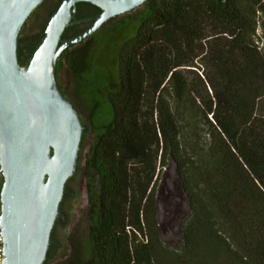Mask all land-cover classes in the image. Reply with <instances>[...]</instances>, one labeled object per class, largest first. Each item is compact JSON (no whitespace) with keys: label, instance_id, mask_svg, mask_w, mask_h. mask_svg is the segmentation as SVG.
Returning <instances> with one entry per match:
<instances>
[{"label":"trees","instance_id":"1","mask_svg":"<svg viewBox=\"0 0 264 264\" xmlns=\"http://www.w3.org/2000/svg\"><path fill=\"white\" fill-rule=\"evenodd\" d=\"M127 19L135 31L117 52L112 121L87 156L98 180L87 255L58 264H264V0H148ZM44 37L20 34L21 66ZM90 37L57 70L75 79L91 119ZM170 161L190 204L179 250L162 244L156 213ZM56 250L53 241L43 264Z\"/></svg>","mask_w":264,"mask_h":264},{"label":"water","instance_id":"2","mask_svg":"<svg viewBox=\"0 0 264 264\" xmlns=\"http://www.w3.org/2000/svg\"><path fill=\"white\" fill-rule=\"evenodd\" d=\"M148 0H62L27 67L19 63L22 28L44 0H0V227L3 264H43L66 184L74 175L83 135L77 110L57 82V62L118 16L144 8ZM102 12L75 19L77 4ZM114 18V19H113ZM93 24L62 40L67 27Z\"/></svg>","mask_w":264,"mask_h":264},{"label":"rangeland","instance_id":"3","mask_svg":"<svg viewBox=\"0 0 264 264\" xmlns=\"http://www.w3.org/2000/svg\"><path fill=\"white\" fill-rule=\"evenodd\" d=\"M135 12L118 16L90 37L98 51L93 58L94 66L88 75L85 92L92 98V106L98 105L94 117L90 119V110L79 98V85L70 72L64 69L59 75V83L84 125L85 136L81 141L77 169L67 182L66 194L68 196L61 205L65 221L59 222L54 230L53 236L57 243L55 264L62 263L74 255L80 258L87 255L90 230L93 224L89 209L90 180L94 187H98L97 176L88 170L87 156L95 134L102 133L112 121L108 93L118 80L116 63L118 49L134 34L133 25L127 18ZM123 19L122 23H118ZM36 33H38L37 27L30 20L22 32V37ZM258 33L260 34V28H258ZM196 72L201 76L202 71L196 70ZM198 133L197 135H201L202 138V132L198 131ZM156 213L162 244L170 250H179L182 246V228L190 214V204L180 185L177 166L173 161H170L169 165L160 171L156 190Z\"/></svg>","mask_w":264,"mask_h":264},{"label":"flooded vegetation","instance_id":"4","mask_svg":"<svg viewBox=\"0 0 264 264\" xmlns=\"http://www.w3.org/2000/svg\"><path fill=\"white\" fill-rule=\"evenodd\" d=\"M61 2H62L61 0H44V2L38 8V13L37 12L36 13L33 12L32 15L29 17V19L24 24V26L22 28V31H21V35H22V32H23L25 26L27 25V23L30 20H32L34 26L37 27L38 33H41L43 31L45 32V29L47 27V24H48L50 18H51L52 13L54 11H56V9L59 7ZM97 15L98 14L96 13V10H94L91 7V4H88V3L80 4V5L77 4L76 12L74 14L75 19H73L72 22L79 21V20L85 19V18H92V17H95ZM92 24H93L92 22H87V23H78V24L70 25L69 27H67L65 29V31H64V33L62 35V40L64 41V40L72 38L73 35H76L77 32L85 31ZM82 29H84V30H82ZM30 35L31 34H29L28 36H30ZM59 75H60V73H58V70H57L56 76H57L58 84H60L59 83ZM83 127H84V125H83ZM82 136H83L82 137V140H83L84 131H83V135ZM2 186H3V175H2V173L0 171V215H1V189H2ZM66 187H67V184H66ZM63 200H62V202H63ZM62 202H61V205H62ZM61 205H60V212L63 213ZM62 220L65 221L64 216H63ZM58 223L59 222H58V219H57L56 223H55V226L53 228V231H52V236H51L53 241H55V239L53 238L54 237L53 236L54 235V230H55V227H56V225Z\"/></svg>","mask_w":264,"mask_h":264},{"label":"built area","instance_id":"5","mask_svg":"<svg viewBox=\"0 0 264 264\" xmlns=\"http://www.w3.org/2000/svg\"><path fill=\"white\" fill-rule=\"evenodd\" d=\"M5 256L3 255V237L1 235V227H0V264H3V260Z\"/></svg>","mask_w":264,"mask_h":264}]
</instances>
